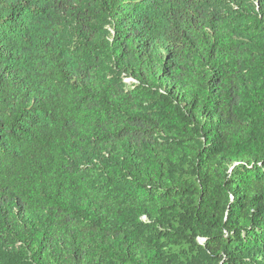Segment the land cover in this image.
Here are the masks:
<instances>
[{"label": "trees", "instance_id": "trees-1", "mask_svg": "<svg viewBox=\"0 0 264 264\" xmlns=\"http://www.w3.org/2000/svg\"><path fill=\"white\" fill-rule=\"evenodd\" d=\"M0 264H264V0H0Z\"/></svg>", "mask_w": 264, "mask_h": 264}, {"label": "built area", "instance_id": "built-area-1", "mask_svg": "<svg viewBox=\"0 0 264 264\" xmlns=\"http://www.w3.org/2000/svg\"><path fill=\"white\" fill-rule=\"evenodd\" d=\"M127 82H128V83H131V82H134V80H131V79H130V80H127ZM201 240H202V239H201ZM202 241H204V240H202Z\"/></svg>", "mask_w": 264, "mask_h": 264}, {"label": "clouds", "instance_id": "clouds-1", "mask_svg": "<svg viewBox=\"0 0 264 264\" xmlns=\"http://www.w3.org/2000/svg\"><path fill=\"white\" fill-rule=\"evenodd\" d=\"M130 79H131V80H134L133 78H129V79H126L125 81L127 82V80H130ZM127 83H128V82H127Z\"/></svg>", "mask_w": 264, "mask_h": 264}, {"label": "rangeland", "instance_id": "rangeland-1", "mask_svg": "<svg viewBox=\"0 0 264 264\" xmlns=\"http://www.w3.org/2000/svg\"><path fill=\"white\" fill-rule=\"evenodd\" d=\"M127 79H129V78H127ZM144 220H146V219H144ZM200 242L202 243L203 241H202V240H200Z\"/></svg>", "mask_w": 264, "mask_h": 264}]
</instances>
